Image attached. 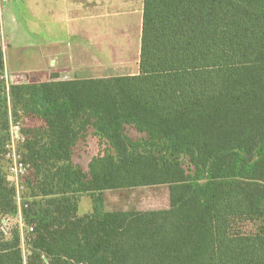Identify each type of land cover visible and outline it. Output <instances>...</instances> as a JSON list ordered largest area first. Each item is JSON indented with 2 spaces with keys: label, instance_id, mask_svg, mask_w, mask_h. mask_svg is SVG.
Listing matches in <instances>:
<instances>
[{
  "label": "trees",
  "instance_id": "obj_1",
  "mask_svg": "<svg viewBox=\"0 0 264 264\" xmlns=\"http://www.w3.org/2000/svg\"><path fill=\"white\" fill-rule=\"evenodd\" d=\"M4 74L0 34V148L11 115L43 121L22 149L42 198L23 208L24 255L16 224L1 229L17 204L0 164V264H264V0H143L136 75ZM90 127L110 151L85 171ZM156 185L167 209L104 210V191Z\"/></svg>",
  "mask_w": 264,
  "mask_h": 264
},
{
  "label": "crops",
  "instance_id": "obj_2",
  "mask_svg": "<svg viewBox=\"0 0 264 264\" xmlns=\"http://www.w3.org/2000/svg\"><path fill=\"white\" fill-rule=\"evenodd\" d=\"M142 17L143 0H0L6 76L38 82L136 75Z\"/></svg>",
  "mask_w": 264,
  "mask_h": 264
},
{
  "label": "rangeland",
  "instance_id": "obj_3",
  "mask_svg": "<svg viewBox=\"0 0 264 264\" xmlns=\"http://www.w3.org/2000/svg\"><path fill=\"white\" fill-rule=\"evenodd\" d=\"M10 55L13 51L8 52ZM7 61L10 63V67L13 66L12 58L7 56ZM30 61V60H29ZM31 64V61H30ZM24 76L13 75L9 76L6 73L4 74V82L6 84V88L11 83L22 82ZM10 105V102H9ZM43 125V121L37 117L33 116H23L20 113L17 116H10V126L8 130V138L6 139L3 147L0 148V164L5 166L11 165V153L15 149L17 153L20 155L21 161L27 165V169L25 174L20 175L18 177L19 185L21 184L23 188L18 193V202L20 204L28 203V201L32 200H40L41 196H36L38 194L36 185L39 179H36L34 170L31 168L30 164L23 158V143L27 138L25 130L29 128L39 127ZM84 136L79 139L76 144L73 153V161L75 164L79 165L77 161H81L83 164V170L87 171V166L85 165L84 159H90L92 156L99 154L101 152H108L110 148L100 141L94 134V130L90 127L84 131ZM126 134L132 138L136 142L145 141V134L139 133L132 126H126L125 128ZM16 136V137H15ZM14 145V148L11 147ZM7 153L10 155L7 156ZM185 162V159L182 158ZM80 166V165H79ZM186 166V165H185ZM6 180L8 183L14 187L15 183L12 181L11 177L8 176V173L3 171ZM33 180V187L28 185L29 180ZM29 186V187H28ZM17 193L15 191V200L17 204ZM104 199V210H125V209H137V210H159V209H167L169 207V190L166 185H156V186H146V187H134V188H123L116 190H107L103 192ZM92 210V201L90 195L82 194L79 195L78 202V214L83 215L89 213ZM9 230H15V220L11 218L9 220ZM9 232V233H10ZM9 233L6 237H9ZM29 236V235H27ZM21 241V249L23 254H26V237Z\"/></svg>",
  "mask_w": 264,
  "mask_h": 264
},
{
  "label": "built area",
  "instance_id": "obj_4",
  "mask_svg": "<svg viewBox=\"0 0 264 264\" xmlns=\"http://www.w3.org/2000/svg\"><path fill=\"white\" fill-rule=\"evenodd\" d=\"M11 147L14 148V145H11ZM9 155L10 154L7 153V156H9ZM11 160H12V164L11 165L5 164L4 169L8 173V176H10L12 181H14V183H15V191L17 193V196H16V198H17V211H16L13 219L15 220L16 227L18 228V230L20 232L21 239L23 240L24 234L33 230V227L27 226L25 224V220H24L23 208H26L27 204L26 203L20 204L18 202V199H19L18 193L21 190V188H23V186L21 184L19 185L18 177H20V175L25 174L26 169H27V165L21 161L20 155L17 153V151H15V149L11 153ZM9 220H10V218L5 217L1 221V229L4 233H7L8 229H9V225H10Z\"/></svg>",
  "mask_w": 264,
  "mask_h": 264
}]
</instances>
